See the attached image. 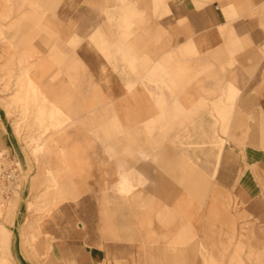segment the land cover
Listing matches in <instances>:
<instances>
[{
	"label": "rangeland",
	"instance_id": "obj_1",
	"mask_svg": "<svg viewBox=\"0 0 264 264\" xmlns=\"http://www.w3.org/2000/svg\"><path fill=\"white\" fill-rule=\"evenodd\" d=\"M0 5V169H18L10 182L0 175V264H76L56 247L65 238L50 229L83 224L93 202L105 218L123 200L141 203L148 218H186L155 197L156 175L178 189L180 202L203 211L233 133L236 94L226 92L218 69L198 52L192 68L172 67L170 58L155 66L148 52L135 51L115 52L121 66H91L90 52L28 34L10 4ZM95 54L110 58L106 50ZM25 92L30 101L43 95L53 114L25 108ZM179 240L180 247L188 241ZM226 245L240 257L246 244Z\"/></svg>",
	"mask_w": 264,
	"mask_h": 264
},
{
	"label": "crops",
	"instance_id": "obj_2",
	"mask_svg": "<svg viewBox=\"0 0 264 264\" xmlns=\"http://www.w3.org/2000/svg\"><path fill=\"white\" fill-rule=\"evenodd\" d=\"M7 3L18 28L53 35L61 50L90 52L91 66H121L115 52L135 51L148 52L155 66L170 58L172 67L192 68L198 52L236 94L233 133L203 211L180 202L178 189L156 175L155 197L186 218H148L141 203L125 200L105 218L93 202L83 224L50 229L66 240L59 252L76 264H264V0H0ZM179 238L186 245L176 246ZM227 242L246 244L242 255Z\"/></svg>",
	"mask_w": 264,
	"mask_h": 264
},
{
	"label": "bare ground",
	"instance_id": "obj_3",
	"mask_svg": "<svg viewBox=\"0 0 264 264\" xmlns=\"http://www.w3.org/2000/svg\"><path fill=\"white\" fill-rule=\"evenodd\" d=\"M54 5V4H53ZM11 6V5H10ZM51 9V8H50ZM8 16V15H7ZM25 73H26V71H25ZM28 78V75H27V77H26V79ZM28 82L29 81H27V85H26V87L27 88H25V89H28ZM33 92H40V89H39V87L36 85V84H33V85H30V87H29ZM22 96V102H23V106L25 107V108H28V105L29 104H33V106H34V108L35 109H37V110H40L41 112H44L47 108H49L50 107V111H49V113L50 114H53V112H54V109H52L51 108V106H49V105H47L48 103L45 101V99L46 98H44V96L43 95H41V96H37V97H34V98H32V100L30 101V96H28V94L25 92V94H21L20 95V97ZM32 97V96H31ZM46 97V96H45ZM41 121H43V119L41 118ZM224 141V140H223ZM222 146V145H221ZM222 149H223V147L221 148V151H220V154H221V152H222ZM220 156V155H219ZM123 182H125V184H128V182H129V179H123ZM123 185H124V183H123ZM129 186V185H128Z\"/></svg>",
	"mask_w": 264,
	"mask_h": 264
},
{
	"label": "built area",
	"instance_id": "obj_4",
	"mask_svg": "<svg viewBox=\"0 0 264 264\" xmlns=\"http://www.w3.org/2000/svg\"><path fill=\"white\" fill-rule=\"evenodd\" d=\"M2 169H0L1 171ZM17 167H12V168H9V170H7V172L3 173L1 171L0 175L3 176V175H6V178H7V181L10 182V181H13L16 177H17Z\"/></svg>",
	"mask_w": 264,
	"mask_h": 264
}]
</instances>
